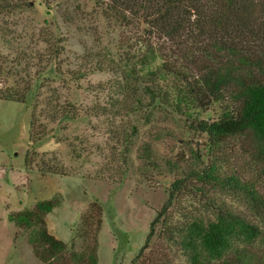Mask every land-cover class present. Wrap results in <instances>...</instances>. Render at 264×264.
<instances>
[{
	"label": "rangeland",
	"instance_id": "374dc122",
	"mask_svg": "<svg viewBox=\"0 0 264 264\" xmlns=\"http://www.w3.org/2000/svg\"><path fill=\"white\" fill-rule=\"evenodd\" d=\"M138 35L96 0H0V90L25 93L23 104L13 93L0 99V264H41L29 229L8 216L45 201L55 203L46 231L65 246L55 264H87L73 252L91 248L97 264H190L187 234L193 222L213 221L218 207L260 229L234 246L264 264V215L250 194L264 201V140L247 133L216 144L195 131L193 122L239 113L241 101L229 92L191 95V58L162 50L145 68ZM254 46L247 55L261 63L253 75L264 82V41ZM150 89L161 98L150 102ZM29 133L44 134L35 143ZM210 164L238 183L214 188L192 177Z\"/></svg>",
	"mask_w": 264,
	"mask_h": 264
},
{
	"label": "trees",
	"instance_id": "16d2710c",
	"mask_svg": "<svg viewBox=\"0 0 264 264\" xmlns=\"http://www.w3.org/2000/svg\"><path fill=\"white\" fill-rule=\"evenodd\" d=\"M43 1L49 7L52 0ZM96 4L105 16L111 14L121 26L135 27L143 47L139 60L142 66L148 69L152 61L160 58L162 50L171 57L191 58L197 72L189 89L191 95L201 97L208 91L216 97L229 92L241 101L239 113L212 122H193L191 126L195 131L208 135L216 144L228 137L247 133L264 140V82L253 75V69L261 68V63L254 56L247 55L254 45L264 41V0H96ZM2 60L4 65L8 63L6 59ZM12 63L18 65L20 60ZM166 66L167 72H175ZM110 70L118 73L119 67L113 65ZM120 71L124 73L122 68ZM129 73L133 72H126ZM8 93L9 96L13 93L12 98L17 103L25 102V93L7 89L0 90V99L6 100L5 94ZM149 95L150 102L161 98L160 93L152 89ZM136 103L141 104V99ZM43 134L29 133V140L36 143ZM215 171V166L210 164L208 169L196 172L192 177L214 188L238 183L231 177L220 179ZM188 181L183 177L172 184L169 198L156 221L167 212L176 194ZM250 194L264 215V201L257 194ZM54 207V202L45 201L38 203L34 210L8 216L10 222L29 229L28 244L41 264H55L65 251L64 244L48 234L45 228L44 214ZM99 223L97 220L96 224ZM152 230L151 225L145 246ZM190 230L185 242V247L191 251L190 264H211L213 260H232V257L235 259L233 264H250L253 255L241 253L234 244L251 243L261 234L260 229L250 222L219 207L213 221L205 225L193 222ZM82 254L73 252L79 261L86 258L87 264H97L96 248Z\"/></svg>",
	"mask_w": 264,
	"mask_h": 264
}]
</instances>
